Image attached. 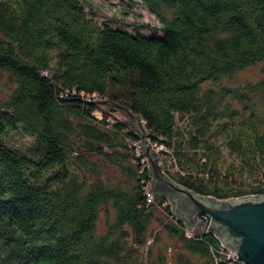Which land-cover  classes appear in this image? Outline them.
<instances>
[{
	"label": "trees",
	"instance_id": "1",
	"mask_svg": "<svg viewBox=\"0 0 264 264\" xmlns=\"http://www.w3.org/2000/svg\"><path fill=\"white\" fill-rule=\"evenodd\" d=\"M128 3L157 25L129 30L84 0H0V71L14 83L0 92V264H241L167 198L146 201L138 138L92 101L137 115L163 170L194 192L264 195V0ZM250 66L258 79L225 81Z\"/></svg>",
	"mask_w": 264,
	"mask_h": 264
},
{
	"label": "water",
	"instance_id": "2",
	"mask_svg": "<svg viewBox=\"0 0 264 264\" xmlns=\"http://www.w3.org/2000/svg\"><path fill=\"white\" fill-rule=\"evenodd\" d=\"M92 102L116 108L123 114L120 122L134 132L140 153L146 159L150 190L171 202L173 214L188 231L196 235L204 231L215 234L241 264H264V195L221 200L194 192L163 170L158 152L148 140L151 134L137 115L110 100Z\"/></svg>",
	"mask_w": 264,
	"mask_h": 264
},
{
	"label": "rangeland",
	"instance_id": "3",
	"mask_svg": "<svg viewBox=\"0 0 264 264\" xmlns=\"http://www.w3.org/2000/svg\"><path fill=\"white\" fill-rule=\"evenodd\" d=\"M90 10L96 12L99 15L100 20H104L106 17L114 18L124 22L125 28L131 30L133 26L148 24L149 26H156L157 21L150 15L144 8L138 6L136 8H131L129 6L128 0H84ZM124 4H127L124 6ZM124 9V11H122ZM123 12V13H122ZM145 34L151 33L148 28H142ZM259 77V66H250L239 72L235 73L231 78L225 80L227 83L238 84L244 83L250 80H256ZM10 74L6 71H0V92L3 96L9 94L10 90L14 86ZM113 117L116 119H122L124 116L118 110L114 112ZM23 142H27L28 138L24 137ZM139 151L141 150L136 143ZM153 148L158 152L161 146L158 148ZM224 154V152H223ZM145 159V157H144ZM146 161V159H145ZM147 164V163H146ZM114 169V168H112ZM110 171V170H109ZM119 177L118 173L114 171L109 177ZM122 178V177H121ZM171 204V202L169 201ZM172 209V205H171ZM105 212L100 213V218L98 221V229L103 230L106 226V216Z\"/></svg>",
	"mask_w": 264,
	"mask_h": 264
},
{
	"label": "built area",
	"instance_id": "4",
	"mask_svg": "<svg viewBox=\"0 0 264 264\" xmlns=\"http://www.w3.org/2000/svg\"><path fill=\"white\" fill-rule=\"evenodd\" d=\"M145 198H146L147 202H152L153 201V193L150 190V183H149V185L147 186V188L145 190Z\"/></svg>",
	"mask_w": 264,
	"mask_h": 264
},
{
	"label": "bare ground",
	"instance_id": "5",
	"mask_svg": "<svg viewBox=\"0 0 264 264\" xmlns=\"http://www.w3.org/2000/svg\"><path fill=\"white\" fill-rule=\"evenodd\" d=\"M228 254V257L232 258V259H235V257L229 252L227 253Z\"/></svg>",
	"mask_w": 264,
	"mask_h": 264
}]
</instances>
